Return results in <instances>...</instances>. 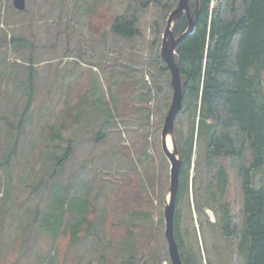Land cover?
I'll use <instances>...</instances> for the list:
<instances>
[{
  "label": "trees",
  "instance_id": "trees-1",
  "mask_svg": "<svg viewBox=\"0 0 264 264\" xmlns=\"http://www.w3.org/2000/svg\"><path fill=\"white\" fill-rule=\"evenodd\" d=\"M125 1V5L117 10L112 0L95 3L81 0L80 5L87 11L88 34L95 36L110 28L126 38L142 36V10L160 4L172 11L179 3L177 0L172 3L162 0ZM103 3L108 7L103 9ZM102 10L104 14H98ZM190 13L196 20L194 31L180 41L175 53L184 86V106L180 113L192 115L185 142L177 131V121L174 124V138L182 160L178 196L186 191L187 181L182 179L188 175L195 142L203 139L207 168L214 171L211 186L215 189L212 199L217 226L226 238L234 242L237 255L245 256L244 264H264V0H190ZM188 26L189 18L183 13L173 25L175 36L182 35ZM21 38H9L14 51L25 46ZM156 60L164 63L161 53L156 55ZM162 68L167 69V65L164 63ZM25 69L28 71V95L22 119L29 112L33 99L30 92L36 72L32 57ZM101 71L109 74L104 68ZM106 78L111 97L106 98L96 86L89 87L91 99L86 98L87 94H75L77 86L80 93L84 91L80 82L84 78L80 76L75 80L78 81L77 86L64 100L59 119L42 120L43 127L53 133L52 139H62L61 146H55L59 152L51 156L52 161L57 159L58 163L47 165V171L46 166L41 165L38 174L32 168L29 172L35 176L33 183H24V177L21 178L22 189H33L31 197L43 195V206L27 208L24 215H16L22 220L21 239L14 249L4 241L3 229L4 218L20 206L12 198L13 185L9 181L13 177L8 166L18 153V137L12 138V131L19 132L23 121L21 119L18 125L7 124L1 129L11 134L6 138L5 149L0 151V170H4L0 171V264H6L10 255H16L14 261H10L12 264L21 263L29 244L44 237L49 240L50 249L44 251L35 264H67L72 247L86 240L89 241L86 249L89 256L84 264L170 262L168 249L160 238L164 228L162 202L156 203L158 195H152L148 189L162 191L167 184L163 175L160 174L157 187L155 177L159 174L142 163V167L136 166L119 178L106 179L100 170L91 168L89 178H83L79 184L76 175L70 176L68 181L62 180L65 176L59 171L60 166L73 154L67 133L73 132L88 113L106 118L104 125L111 120H135L144 127L149 125L151 108L133 101L134 94L146 93L144 86L129 78L113 79L114 82L108 80L109 76ZM88 80L86 77L84 83ZM162 85L163 82L157 84L158 92ZM83 98L86 99L84 103ZM62 129L63 132H59ZM105 133L104 128L99 129L94 136L95 142L103 140ZM155 138L152 143L148 133H140L131 147H126L127 155L144 157L146 149L154 144L162 156L161 140ZM246 152H250L251 159ZM43 153L44 147L39 151V154ZM43 173L48 174L50 180L43 181ZM100 196L104 199L102 207L98 202ZM21 206L23 208V204ZM178 214L176 204L175 236L184 263L193 264L182 249ZM132 217L147 222H139L138 219L137 222Z\"/></svg>",
  "mask_w": 264,
  "mask_h": 264
},
{
  "label": "rangeland",
  "instance_id": "rangeland-1",
  "mask_svg": "<svg viewBox=\"0 0 264 264\" xmlns=\"http://www.w3.org/2000/svg\"><path fill=\"white\" fill-rule=\"evenodd\" d=\"M96 1L100 0H86L90 3ZM162 1L172 3L175 0ZM80 2L81 0H26V10L18 11L13 0H0V151L5 149L6 138L11 134L1 129L7 127V124L18 125L23 121L19 132L12 131V138L18 137V153L8 166L9 174L13 177V180L9 181L13 185L12 198L20 206L4 218V241L14 249L21 239L22 220L16 215H24L27 208L43 206V195L31 197L30 192H33V189H22L21 178L24 177V183H33L32 178L35 176L29 172L32 168L33 172L38 174L41 165L46 166L47 171V165L58 163L57 159L52 161L51 156L59 152L55 146H61L62 139H52L53 133L43 127V121L47 118L59 119L64 100L73 92L74 86L78 84L75 80L80 76L84 78L80 81L84 85V91L80 93L77 86V89H74L77 90L75 94H87L86 98L91 99L89 87L96 86L106 98L111 97L106 85V76H109L110 82L113 79L129 78L144 86L146 93L134 94L133 101L151 108L149 125L144 127L135 120H111L104 125L106 118L88 113L87 118L83 117L73 132L67 133L73 154L60 166L59 171L65 176L62 180L68 181L70 176L76 175L79 184L83 178H89L91 168L100 170L106 179L119 178L136 166L142 167V163L147 169L159 174L155 177L158 180L157 187L160 176L163 175L167 184L162 191L157 188L148 189L152 195H158L155 198L156 203L162 202L164 228L160 238L161 243L168 249L164 209L169 199L171 166L162 148V128L165 114L168 113L172 102L173 88L167 63L164 61L167 69L162 68L164 63L157 61L156 55L161 53L163 34L171 10L160 4L142 10V36L126 38L115 34L110 28L94 36L89 35L86 30L87 11ZM125 2L112 0L117 10H120ZM107 7L105 4L102 8ZM98 14H104V10ZM93 19L96 20L97 16ZM13 36L22 37L21 42L25 43L22 49L14 51L12 43L8 42ZM30 57L36 72L30 92L33 99L29 112L22 119L28 95V71L25 68L30 64ZM101 68L106 69L109 74L105 75ZM86 77L89 80L84 83ZM159 82H163L160 92L156 88ZM84 101L85 98L83 103ZM43 114L45 115L41 119ZM190 118L192 115L190 116L189 112L179 113L176 118L177 131L181 133L182 142H185L189 135ZM101 128L106 130L105 138L97 143L94 136ZM59 132H63V129ZM142 132L149 134L152 143L157 139L153 137L161 140L159 147L162 156L154 144L146 149L144 157L127 155L126 147H131L134 138ZM42 147L45 153L41 155L39 151ZM176 147L179 150L177 144ZM246 154L252 158L250 152ZM207 167L206 145L201 139L195 142L188 175H184L182 179L187 181L186 191L178 196L177 200L182 249L186 257L190 256L193 264H244L245 256L237 255L234 242L226 238L217 226V213L213 208L212 199L215 189L211 186L214 171ZM43 174V181L50 180L48 174ZM232 180L236 181L234 178ZM4 184L5 182L2 185ZM234 195L236 196V193ZM98 200L102 207L103 197L100 196ZM136 218L139 222H147L145 219ZM131 219L138 222L134 217ZM87 244L88 240L73 246L68 254L67 264H84L89 256ZM49 249L50 242L45 237L36 243L32 241L26 256L19 264H35L40 255ZM15 257L16 255H10L6 264H12L10 261H14ZM162 264L172 262L165 260Z\"/></svg>",
  "mask_w": 264,
  "mask_h": 264
},
{
  "label": "water",
  "instance_id": "water-1",
  "mask_svg": "<svg viewBox=\"0 0 264 264\" xmlns=\"http://www.w3.org/2000/svg\"><path fill=\"white\" fill-rule=\"evenodd\" d=\"M15 8L18 10L26 9V0H13ZM186 13L189 18L188 29L180 36L176 37L173 32V25L179 17ZM196 20L190 13V0H179L176 8H174L167 19L166 27L162 39L161 56L167 63L171 72V85L173 88L172 102L168 113L165 116L162 128V148L170 161V188L168 201L164 209L165 218V237L168 244V252L172 264H185L180 247L175 236V213L176 204L179 193V176L182 160L179 156V150L176 147L174 140V124L180 111L183 109L184 92L181 79V71L179 62L175 60L176 48L180 41L189 33L194 31ZM168 136L172 139V150L168 146Z\"/></svg>",
  "mask_w": 264,
  "mask_h": 264
},
{
  "label": "bare ground",
  "instance_id": "bare-ground-1",
  "mask_svg": "<svg viewBox=\"0 0 264 264\" xmlns=\"http://www.w3.org/2000/svg\"><path fill=\"white\" fill-rule=\"evenodd\" d=\"M176 8V7H175ZM174 9V8H173ZM177 37V36H176ZM177 49V48H176ZM179 62V61H178ZM184 87V86H183ZM184 91V90H183ZM176 121V120H175ZM167 141H168V146H169V148L171 149V147L173 146L172 145V139H171V137L170 136H168V139H167ZM173 149V148H172ZM171 149V150H172ZM241 159V158H240ZM240 163H241V161H240ZM179 182H180V180H179ZM226 190V189H225ZM243 191V190H242ZM230 192V191H229ZM229 192H225V193H229ZM233 192V191H232ZM227 196V195H226ZM228 197V196H227ZM236 197V196H235ZM230 199V198H229ZM240 199V198H239ZM241 200V199H240ZM240 203V202H239ZM230 205V204H229ZM235 205V204H234ZM231 206H233V205H231ZM239 206V205H238ZM227 207H228V205H227ZM230 207V206H229ZM235 207V206H234ZM240 207H241V205H240ZM239 208V207H238ZM234 210V209H233Z\"/></svg>",
  "mask_w": 264,
  "mask_h": 264
}]
</instances>
